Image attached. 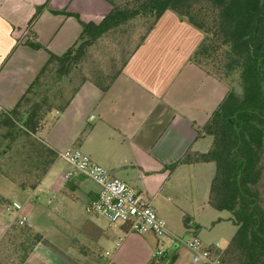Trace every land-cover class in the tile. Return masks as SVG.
Masks as SVG:
<instances>
[{
    "label": "crops",
    "instance_id": "crops-1",
    "mask_svg": "<svg viewBox=\"0 0 264 264\" xmlns=\"http://www.w3.org/2000/svg\"><path fill=\"white\" fill-rule=\"evenodd\" d=\"M40 8L29 30L33 41L61 54L81 28L75 17L51 11L98 24L112 6L107 0H0L2 110L16 105L48 59L46 50L24 43L28 22ZM201 39V32L185 20L164 12L107 91L90 81L82 83L64 111L47 115L40 131L17 137L15 153L3 154L0 170V196L5 200L0 204V264H193L191 251L174 238L177 232L164 214L170 209L166 196H180L189 183L199 195L203 215L189 219L196 230L190 236L199 238L202 230L228 220L205 210L210 207L209 174L214 163L169 169L188 152L209 150L212 137L199 136L198 131L227 93L223 82L190 60ZM71 147L143 193L162 221L166 237L159 241L151 233L137 234L126 225L89 213L87 204L99 186L79 173L67 175L72 168L58 154ZM41 163L50 166L33 184ZM16 180L26 183L27 189H20ZM30 185L34 186L28 189ZM175 204L173 208L179 209ZM21 218L26 219L23 226L18 224ZM20 227L41 236L22 263ZM200 241L215 258L226 248L218 241ZM157 249H163V255L155 256Z\"/></svg>",
    "mask_w": 264,
    "mask_h": 264
},
{
    "label": "trees",
    "instance_id": "trees-1",
    "mask_svg": "<svg viewBox=\"0 0 264 264\" xmlns=\"http://www.w3.org/2000/svg\"><path fill=\"white\" fill-rule=\"evenodd\" d=\"M107 1L112 9L98 24L80 21L75 14L51 11L75 17L81 28L75 42L61 54L33 41L29 30L42 8L29 20L24 43L32 49L46 50L48 59L16 105L9 111L0 109V125L6 129L2 138L7 141L0 152L1 161L20 134L35 135L49 113L64 111L82 83L90 81L102 92L107 91L159 17L166 11L173 12L202 34L190 60L223 82L227 93L198 131L199 136L212 137L209 150L188 152L169 169L178 164L214 163L207 203L216 211L229 212L228 221L236 226L234 236L216 258L221 264H264V0ZM138 19H150V24L121 68L106 82L83 77L68 99L56 107L54 100L62 90L56 87L51 93L54 85L76 69L98 41ZM48 74L52 75V86ZM34 141L31 144L35 146ZM38 145V154L42 155L43 146ZM50 163H41L38 180L33 184L41 180ZM16 183L20 189H27L26 183ZM4 203L0 196V204ZM20 233L24 236L19 244L22 263L41 236L27 227H20Z\"/></svg>",
    "mask_w": 264,
    "mask_h": 264
},
{
    "label": "rangeland",
    "instance_id": "rangeland-1",
    "mask_svg": "<svg viewBox=\"0 0 264 264\" xmlns=\"http://www.w3.org/2000/svg\"><path fill=\"white\" fill-rule=\"evenodd\" d=\"M149 24L150 19L145 21L138 19L130 22L127 26L117 32L111 33L101 41H98L88 51L85 59L77 66V68L71 71L67 77L62 78L57 85H54V89H52L53 91H51V93H53L56 87H58L62 90V95L56 98L53 104L57 107L67 100L72 91L81 83L83 77L106 82L111 75L121 68L125 59L142 37ZM47 77L48 83L50 84L49 86H52V75L48 74ZM5 132L6 129L0 125V152L3 151V147L7 144V141L2 138ZM21 136L22 134L18 137L21 139ZM12 147L13 148L9 150V152L15 153L16 144H13ZM1 163L2 161L0 158V170ZM214 173L215 165H211L209 174L211 180ZM189 184L183 185L180 196L173 197L168 194L165 198L166 207L170 209L167 211L164 210V214L169 224L172 225L173 229L177 232L174 238L178 240L180 244L181 242L185 244L188 240L194 238L188 234L189 232L196 231L189 219H198V215H203L204 210L200 206L199 195L194 192L192 186ZM174 204L178 205L180 208L174 209ZM205 210H210V212L215 214L218 218L228 219L230 217V213L226 211H216L210 209V207H205ZM184 211H187L186 213L188 214H185ZM235 232L236 227L232 225L230 221L226 220L214 227V229H210L209 227L207 230H202V234L199 238L214 242L218 241L220 247H227ZM168 245L169 244H167V246Z\"/></svg>",
    "mask_w": 264,
    "mask_h": 264
},
{
    "label": "built area",
    "instance_id": "built-area-1",
    "mask_svg": "<svg viewBox=\"0 0 264 264\" xmlns=\"http://www.w3.org/2000/svg\"><path fill=\"white\" fill-rule=\"evenodd\" d=\"M41 128L39 126L38 131ZM58 156L72 168L68 176L76 172L99 186L96 197L87 204L86 209L89 213L101 216L111 224L126 225L130 231L137 234L151 233L159 241L166 237L167 232L162 221L143 193L112 176L106 168L93 162L78 148H67ZM5 210L11 212L10 206H6ZM25 222L26 219L21 218L18 224L23 226ZM185 246L192 253L193 264H221L209 250L202 248L201 241L197 237L188 240ZM163 253V249H157L155 256H161Z\"/></svg>",
    "mask_w": 264,
    "mask_h": 264
}]
</instances>
